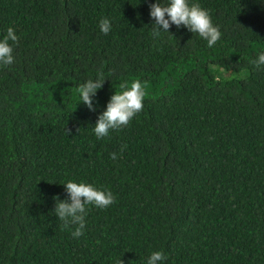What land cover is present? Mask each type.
Returning a JSON list of instances; mask_svg holds the SVG:
<instances>
[{"label":"trees","instance_id":"1","mask_svg":"<svg viewBox=\"0 0 264 264\" xmlns=\"http://www.w3.org/2000/svg\"><path fill=\"white\" fill-rule=\"evenodd\" d=\"M156 2L0 0V40L19 37L0 66V264H147L156 251L162 264H264V66L250 63L264 0H189L222 33L212 48L184 26L153 38ZM101 70L93 112L77 89ZM135 79L143 110L98 140ZM68 181L115 197L87 206L79 238L54 214Z\"/></svg>","mask_w":264,"mask_h":264},{"label":"clouds","instance_id":"2","mask_svg":"<svg viewBox=\"0 0 264 264\" xmlns=\"http://www.w3.org/2000/svg\"><path fill=\"white\" fill-rule=\"evenodd\" d=\"M149 7L150 17L155 21L153 25L155 27L151 32L153 38L159 37L161 31L170 33V28L175 25L177 28L184 26L190 32L198 34L207 41L209 48L215 46L221 39L222 33L219 27L213 24L209 12L198 3L190 5L189 0H168L167 5H162L160 0H157ZM99 27L100 31L107 35L112 28L111 21L103 18L99 22ZM13 44H19V37L13 27H8L3 40H0V66L7 67L14 63ZM250 63L257 69L264 66V52H261ZM105 81L101 70L97 73L95 80L89 79L78 86L80 103L87 106L90 111H95L93 97L96 96L98 90L103 88ZM119 87L122 91L115 92L111 97L107 110L99 116L93 128L98 140L108 137L110 130H120L126 127L143 110L146 91L145 84L140 79H135L130 85L127 82L122 83ZM67 132L70 134L69 131ZM126 148L127 145H122L120 152L123 153ZM110 158L118 159L117 153H111ZM64 186L68 199L62 201L59 196L53 197L54 214L59 221L63 222L64 227H74L71 234L73 238H79L84 235L86 229L87 206L94 205L99 209H107L115 203V197L111 191L97 189L92 184L68 181ZM165 260V254L162 251H156L149 256L147 264H162ZM120 264H123V261Z\"/></svg>","mask_w":264,"mask_h":264}]
</instances>
